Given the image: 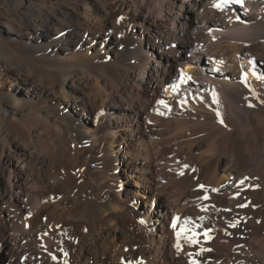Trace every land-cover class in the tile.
<instances>
[{
    "label": "bare ground",
    "instance_id": "bare-ground-1",
    "mask_svg": "<svg viewBox=\"0 0 264 264\" xmlns=\"http://www.w3.org/2000/svg\"><path fill=\"white\" fill-rule=\"evenodd\" d=\"M18 1L15 11L12 9L15 13L14 17L17 16V18L3 15L1 22L10 42L8 45L0 46V182L3 183L2 180H4V186L0 190V202L14 205V209L21 213L26 205L24 200L28 201L30 197L29 189L25 188V175L32 158L37 163V168L39 167L36 171L40 172L39 177L43 182L49 181L53 184L52 187L61 190L65 180L62 177L57 179L56 170V178L51 177V171L50 176H47L44 169L50 164L48 157L35 154L36 146H32L33 142L31 143L29 138L25 141H22L23 138L22 140L13 138L10 131H7L6 125L11 123L10 120L16 114L25 117L29 115L30 121L42 120L39 111L35 109L37 103L39 99L44 98L45 94L52 93L56 87H71V94L68 96L63 94V102L66 103L69 112L75 113L77 110L83 112L91 106L90 98L84 89L86 84L74 86L70 72L56 70L57 72L54 73L55 70L52 72L46 68L42 71L38 68L40 62L31 58L30 55L38 53L43 57L62 60L71 48L79 47L83 43L85 33L94 22L97 21L96 25L101 23L91 17V10L98 9L91 5V0ZM106 1L110 15L124 13L129 18V28L134 34L129 42L126 40L123 42L120 39L116 41L117 49L115 48L116 53L111 62L105 58L103 63L89 66L91 71L99 72L98 79L102 76L105 78L104 75H106L111 78V82L114 81V90L117 95L110 88L107 98H110L115 106L108 107L120 111L124 130L119 129L120 125L117 122H108L112 137L116 131L129 133V137L126 134L124 137L130 141H133L135 134L140 136L143 123L139 121L140 117L145 111V106L155 101L165 105L166 112L175 119L195 117L202 121L209 120L208 123L216 125L215 128L218 127V130L216 128V131L209 133L210 136L207 135V140L204 139L207 136L201 135L200 143L197 141L198 144L195 146L198 149L204 146L207 150L206 153L203 152V155L201 153L203 157L199 154V162L198 158L196 161L207 177L206 180L209 183L207 184L211 185L208 193L211 198L209 202L212 201L211 204L218 208L216 213L203 212L202 218H194L197 220V228L206 235L207 239L213 241L211 244L208 243L209 246L206 245L209 249H204L205 252L206 249L208 250L207 254L201 255L203 250L201 241L204 236L200 237L202 240L199 238L200 242L197 237V242L192 241L193 243H190L188 247L179 249L171 230L174 224L172 220L175 218L172 212L173 207L164 200L158 212L160 233L151 239L149 248H146L145 257L150 258L151 264H182L184 259L187 260L186 263L190 261L197 264H212L214 260V264H237L240 258L233 251V246L244 245L255 255L240 259L243 260L241 264H264V243L260 238L261 234H264V0H242V3L230 0L227 5L223 3V0ZM34 3L37 9L32 8ZM217 4L220 5L219 8L216 7ZM59 34L61 38H58ZM103 55L107 56L108 52L106 51ZM182 65L184 70H181ZM21 89L23 94L20 92ZM4 103L11 106L10 112L3 110ZM24 113L27 115H23ZM85 134L92 144H95L91 129H88ZM136 140H138L137 137ZM134 146L139 150V146L136 147L137 144ZM133 169L143 182L150 180L152 171L150 164L140 163ZM6 174L8 182L5 184ZM60 180H63V183ZM64 187H66L65 184ZM203 202L205 201L203 200L201 205ZM88 203V200L85 204L82 201L79 211L83 216L88 213V216H91L89 219L93 218L90 222H94V219L99 218V212L94 210V207L91 208L92 206ZM40 205L36 209L37 215L47 210L42 204ZM109 205L111 204L106 203L104 207L108 206L111 209ZM93 206L98 205L93 204ZM105 208H101L102 213ZM4 213L3 208H0V224L5 231V234L0 235V249L5 248L6 253L13 259L12 263L6 264H45L43 258L52 255L57 260L56 264H59L66 258V250L70 248L68 245L73 235L75 236L73 230H59L56 234H52L51 230L50 235L49 226L32 225L25 231L19 230L18 239L17 236L15 238L8 235L10 231L6 232V230L10 225L20 228L19 224ZM85 218L84 220H88L86 216ZM168 224L169 227L165 230L164 226ZM105 232V236L93 235L92 232L87 234V237L82 236L81 243L78 244L79 248H76L75 257L70 256L71 264L81 262L102 264L103 260L101 261L98 256L99 245L105 246L102 243L103 239L107 234L110 235L109 231ZM177 233L180 231L175 234ZM29 234L39 238L41 247L39 244H34V247L25 244L28 242L25 241L29 238L27 237ZM77 234L81 237L78 231ZM18 240L22 244L25 242L23 246L27 248L19 247ZM185 244L184 246H187L188 243ZM175 250L182 254H180L181 258L183 257L182 260L177 258ZM70 254L72 255L71 252ZM128 257L120 259L115 264L144 263L143 260V262L137 261L139 257L136 259L137 262L131 261ZM155 257H158L157 261H154ZM103 264L111 263L105 261Z\"/></svg>",
    "mask_w": 264,
    "mask_h": 264
},
{
    "label": "rangeland",
    "instance_id": "rangeland-1",
    "mask_svg": "<svg viewBox=\"0 0 264 264\" xmlns=\"http://www.w3.org/2000/svg\"><path fill=\"white\" fill-rule=\"evenodd\" d=\"M7 1L8 0H0V16L2 15L0 17V46L8 45L10 42L8 41V37L5 35L4 26L1 24L2 19L4 16L14 17L15 15L13 14H15V6L19 3L18 0H13L10 3ZM92 4L98 9L97 11L91 10V17H94L95 21L98 20V23H101V25H96L97 21L94 22L89 31L85 33L83 43L79 47L74 46L71 48L67 53H65V55H67L62 60L57 58L55 59L54 57H43L38 55V53L30 55L31 58L40 62V64H38V68L42 71L46 68L47 70H52V72L55 70L54 73L57 71H63L65 73L70 72L72 73L71 78L72 81L74 80V86L76 85V87H78L77 85L84 86L86 84L84 89L86 95L90 98V105L92 107L90 106L89 109L84 110L83 112L81 110H77L75 113L69 112V109L66 107V103L63 102V94L67 96L71 94V87H56L52 93L48 92L44 95V98L39 99L40 101L37 103L35 109L36 111H39L40 118L42 117V120H40L41 122L38 121L40 124L37 121L35 122V120L30 121L31 117L27 115V113H24L23 115H27L26 117L16 114L15 117H12L13 120H10L11 123L6 125L7 131H10L9 133L12 134L13 138L16 137L20 140L23 138L22 141L29 138L31 143L33 142L32 146H36L34 147L35 154L46 155V157H48L47 160L50 164H48V166L44 169L45 174L47 176H50L51 174V177L55 176L54 178H56L55 173L57 172V179L59 180L61 177L62 179L64 178L67 182L66 183L64 181L66 187L62 184L63 180H60L63 186L61 190L52 187L53 184L49 183V181L43 182L39 177L40 172L36 171L39 167L37 168V163L32 158L30 166L26 171L27 175H25V188L29 189L30 197L28 201L24 200L26 204L24 209L20 213L14 209V205L0 202V208H3L5 211L4 214L7 213L6 216H10L14 222L16 224L18 223V226H20V228H16L13 227V225H10L7 227L6 232L10 231L8 232V235L17 238L19 236V230L25 231L26 229L31 228L32 225H37L39 227L49 226L50 228H48V233L50 235L51 230L52 234H56L59 230L63 231L64 229L73 230L75 236L73 235L71 243L68 245L70 248H67L68 251L66 250V258L59 262V264H71L70 256L73 258L75 257L77 249L79 248L78 244L80 245L82 236L87 237V234H91V232L93 235L105 236V231H109L110 235L107 234L106 238L104 237L102 242L105 246L101 244L99 245L100 248L98 247L100 252L103 251L101 253L98 252L99 259L101 261L103 260L102 264L103 262L105 263V261L111 264L114 262L115 264L116 262H119L120 259H127L126 257L128 256L131 261H136L139 257L140 259H137L138 262L144 261L146 264H151L152 261H150V258L148 257V260L145 257V251L146 248H149L148 244L151 242V239H154L158 233H160L158 212L161 209L159 206L165 200L166 202L168 201L167 203H169L171 207H173L172 212L175 218L172 220L174 224L171 230H173L172 233L175 235L173 238L174 241H177L176 243L180 247L179 249L182 250L183 247H188L193 243L192 241H194V243L197 242L200 237L203 238L202 236H204L205 239L203 238L202 240L200 238L204 243L199 239V242L201 241L202 244L201 248L203 250L205 248L209 249L208 246L213 241L207 239L206 235H204V233L197 228V220H195V217L202 218L204 213H216L218 208L214 204H211L212 201L209 202L211 198L208 193L211 190V185H208L209 183L206 180L207 177L204 175V172L201 171L198 164L199 158L203 155V152L206 153L207 150L204 146L200 149L195 148V146L198 144L197 141L200 143L202 136H210L212 131L218 130V127H216V129L214 127L216 125L213 126L211 125L212 123H208L209 120L202 121L200 118H196V120L195 117H185L186 119L182 117L184 119H175L166 112L165 105L155 101L147 105L144 104L146 106L145 111L142 113L143 118L141 116L139 120L141 123L143 122L140 136L135 134L133 141H130L124 137L126 134L124 131H116L114 137H112L111 132L108 129V122H117L120 125L119 129H123L121 123L122 114L120 111L108 107L110 105L115 106L110 101L111 99L107 98L110 88H112V91L115 93L114 81L112 80L111 82V78L107 76L109 78L108 79L106 75H104L105 78L102 76V79H98L97 75L99 72L95 70L91 71L89 66L103 63V59L105 58H108L111 62L117 49L116 41L120 39L123 42L125 40L129 42V40L131 41L133 39L134 34L129 28V18L124 13H119L114 16L109 14V9L106 7V0H91V5ZM32 8L37 9L36 3L32 5ZM14 18H17V16ZM58 38H61L60 34L58 35ZM106 51L108 52V55L104 56L103 53ZM10 52H12V50H10ZM23 54L27 55L28 53ZM181 70H184L183 65L181 66ZM7 86L8 85H6V87ZM20 92L23 94L22 89ZM115 94L117 95V93ZM116 103L117 102L115 101V104ZM2 108H4V111H11V106L9 104L4 103ZM46 112H48L47 114L49 117ZM207 125H209L212 130ZM88 129H91L92 131V137L95 138V144H92L90 138L86 136L87 134H85ZM208 130L209 132H206ZM126 135L129 137V133ZM136 137L138 140L135 141ZM204 139L207 140L208 136ZM135 144H137L136 147L139 146V150L134 148ZM141 148H143L144 151H142L143 149ZM199 154L200 157H198ZM49 158L51 160H49ZM197 158L198 162L196 161ZM148 160L151 161L149 162ZM140 163L150 164L152 171L150 176L151 178L148 182H143L142 179L138 177V173L133 169ZM7 177L8 175L5 176V184L8 182ZM51 177H49L50 180ZM54 178L52 180H54ZM205 180L207 182H205ZM2 181L3 183L0 182V190L4 186V180ZM77 197L79 203H77ZM82 197L85 198L82 199ZM80 198L84 204L88 200V204L92 206L91 208L94 207L93 209L99 212V218L94 219L96 222H90V220L93 221V218L89 219L91 216H88V213L85 215L88 220H84L86 219L85 216H83L81 211H79L81 209L79 206L82 204ZM202 199L205 201L203 202L205 205L202 204L203 207L201 205L203 201ZM90 201L94 205L98 206H93ZM106 203L111 204L109 206L113 209L108 208V206V209L105 208L106 206L104 207V204ZM40 204L47 208V213L45 211L40 215L38 214V216L36 209ZM73 205L77 206L74 208ZM101 208H105L103 213V209L101 210ZM170 218L171 217L169 215V219ZM52 219L54 220L52 221ZM92 223H94V225ZM164 227V229L167 230L169 224ZM77 231L80 233L81 237L77 234ZM177 231H180V233L175 234ZM4 232L3 226L1 225L0 235L5 234ZM27 237L29 238H27L25 242H28L24 243L29 247H34V244H39V238L35 237V235L29 234ZM263 237L264 234H261L260 238L263 240L262 243H264ZM189 238H191V242ZM184 240L186 241L184 242ZM185 243H188L187 246H184ZM17 244L19 247L27 248L26 246H23L20 241ZM226 244L227 242L225 241V245ZM206 245L208 246L206 247ZM39 246L41 247V244H39ZM234 246L233 251L240 259L255 255L254 252L249 251L244 247V245L242 247L241 245ZM194 249H196V246ZM203 250L201 251L202 254H200H207L206 252L208 250L206 249V252ZM133 252L134 254L132 255ZM174 253H177L176 255L178 256V259H183V257L181 258L182 254L179 251L175 250ZM100 254L103 255V257H101ZM43 256H45V254H43ZM68 257L69 259L67 260ZM44 258L43 260L46 261H44L45 264L57 263V260L53 255L45 256ZM240 259V262L238 261L237 264H241L243 262V260L241 261ZM12 260L13 259L6 253V249L1 248L0 264L12 263ZM157 260L158 257H155L154 261ZM186 262L187 260H182V264H197L191 263L190 261H188V263ZM211 263L214 264V260ZM79 264H83V262Z\"/></svg>",
    "mask_w": 264,
    "mask_h": 264
},
{
    "label": "snow or ice",
    "instance_id": "snow-or-ice-1",
    "mask_svg": "<svg viewBox=\"0 0 264 264\" xmlns=\"http://www.w3.org/2000/svg\"><path fill=\"white\" fill-rule=\"evenodd\" d=\"M230 2V0H223V3L225 4V5H227L228 3ZM235 2H237V3H242V0H235ZM216 7H220V5L219 4H217L216 5ZM142 223H143V221H142Z\"/></svg>",
    "mask_w": 264,
    "mask_h": 264
}]
</instances>
